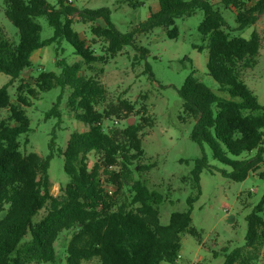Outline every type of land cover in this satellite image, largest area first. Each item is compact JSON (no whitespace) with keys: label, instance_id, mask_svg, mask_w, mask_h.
Returning <instances> with one entry per match:
<instances>
[{"label":"trees","instance_id":"obj_1","mask_svg":"<svg viewBox=\"0 0 264 264\" xmlns=\"http://www.w3.org/2000/svg\"><path fill=\"white\" fill-rule=\"evenodd\" d=\"M4 1L5 14L18 29L19 39L8 37L0 25V71L11 77L0 87V109L9 110L8 116L0 120V210L3 211L0 264L53 262L57 239L70 229L73 233L66 248L65 264H84L93 259L100 264L175 263L183 233L202 240L201 233L192 225L191 211L201 194V172L211 170L206 153L195 161L191 171L196 193L187 199L189 208L172 212L169 222L162 223L159 204L164 195L150 188L140 175L135 177L136 172L155 166L140 163L141 132L151 125L152 118L143 116V123H128L122 135L113 128L105 130L103 121L111 113L99 106L107 99V89L97 76L81 75L80 62L68 64L60 59L59 75L42 71L35 79L38 90H27L37 97L39 91L46 92L57 85L70 87L67 101L70 111L89 127L72 132L65 149L59 152L64 156V170L70 179L57 195L50 190L49 175L55 155L54 139L46 156L21 150L20 136L31 129L26 107L33 102L23 93H18L13 101L9 85L31 65L33 52L65 40L86 63L104 58L95 55L73 28L71 16L75 12H79L84 22L100 18L105 21V25H92L91 32L104 41L110 57L117 56L126 46H134L142 57L149 50L137 45L138 34L164 27L170 38H176V20L203 10L199 31L207 43L195 47L208 50V73L219 83L218 90L224 95L215 93L194 74L186 77L178 93L184 112L195 120L191 137L201 146L207 144L212 156L231 168L220 169L225 177L244 181L254 173L264 179V104L243 78L246 69L257 65L263 38L256 30L248 38L231 35L213 0H158L159 9L127 32L116 27L108 7L80 10L64 5L63 0L57 8L47 0ZM121 1L137 8L147 0ZM220 3L236 11L238 29L255 24L264 14V0H220ZM41 15H46L54 28L53 36L47 39L41 38L42 28L36 21ZM147 70L150 71L149 66ZM24 89L25 85L20 84L17 91ZM58 102L48 116L59 115ZM91 152L100 154L92 166L88 160ZM106 183L114 185L112 194L106 191ZM42 209L46 213L36 219ZM247 221L245 245L227 252L222 264H257L264 246V194Z\"/></svg>","mask_w":264,"mask_h":264},{"label":"rangeland","instance_id":"obj_2","mask_svg":"<svg viewBox=\"0 0 264 264\" xmlns=\"http://www.w3.org/2000/svg\"><path fill=\"white\" fill-rule=\"evenodd\" d=\"M47 1L56 8L60 6V0ZM213 1L224 17L225 29L231 35L248 38L254 30L262 35L258 63L255 67L246 69L243 78L264 104V14L259 16L255 24L238 29L236 11L224 7L220 0ZM63 4L80 10L108 7L112 21L121 32L132 30L138 23L146 20L151 12L159 9L158 0H147L137 8H132L121 0H63ZM5 6V1L0 0V25L8 37L18 41V29L6 16ZM71 17L74 19L73 28L79 32L95 55L104 58L101 61L86 63L65 40L33 52L31 65L9 85L13 101H16L18 93H23L33 102L31 106L26 107L31 119V129L20 136L21 150L26 154L37 152L46 156L51 151L49 144L54 139L52 147L55 155L50 163L49 175L50 190L53 195H57L70 179L64 170V156L59 152L65 149L72 132L85 131L89 127L76 119L70 111L67 104L70 87L62 88L57 85L49 91H39L37 97H32L27 90H38L35 79L42 71L59 75L62 71V67L58 65L60 59L68 64L80 62V74L86 77L97 76L107 89V99L99 106L107 108L111 113L103 121L105 130L113 128L122 135L129 122H141L143 116L152 118L151 125L145 126L141 132L143 155L140 163L155 166L143 172H136L135 177L140 175L147 180L150 188L157 189L164 195L159 204L162 223L169 222L172 212L189 208L187 199L196 193L191 171L195 161L206 153L211 170L204 169L201 172V194L191 211L192 225L201 233L202 240L199 241L189 233H183L177 261H162L161 264H222L227 252L245 245L247 216L264 194V179L254 173L249 174L244 181L225 177L220 169L231 168L215 159L207 144L201 146L191 137L195 120L184 112L183 100L178 93L186 77L194 74L215 93L224 95L218 90L219 83L208 73V50L195 47L207 43L199 31V25L204 18L203 10L199 9L191 16L176 20V38H170L164 27H156L148 34H138L137 45L149 50L148 54L142 57L134 46H126L117 56L110 57L106 54L104 41L91 32L92 25H105V21L100 18L84 22L79 12H75ZM36 21L41 25L42 39L53 36L54 28L46 15L37 17ZM10 78V75L0 71V87L8 83ZM20 84L25 85L23 91H17ZM55 102H58L56 110L59 115L48 116L47 113ZM8 114L7 108L0 109V120ZM99 157L100 154L91 152L88 155L90 166ZM45 213L46 209H42L35 218L39 219ZM2 214L3 211L0 210V216ZM72 233L73 229H70L60 234L55 243V261L39 264H65L66 248ZM224 247L228 250L225 251ZM256 262L264 264V246ZM84 264L100 263L98 259H93L85 261Z\"/></svg>","mask_w":264,"mask_h":264},{"label":"built area","instance_id":"obj_3","mask_svg":"<svg viewBox=\"0 0 264 264\" xmlns=\"http://www.w3.org/2000/svg\"><path fill=\"white\" fill-rule=\"evenodd\" d=\"M70 1H71V0H70ZM105 189H106V191H107L109 194H112L113 191H114V189H115V187H114V185H112V184H110V183H106V184H105Z\"/></svg>","mask_w":264,"mask_h":264},{"label":"crops","instance_id":"obj_4","mask_svg":"<svg viewBox=\"0 0 264 264\" xmlns=\"http://www.w3.org/2000/svg\"><path fill=\"white\" fill-rule=\"evenodd\" d=\"M255 91V90H254ZM256 93V92H255ZM257 94V93H256ZM257 96H258V94H257Z\"/></svg>","mask_w":264,"mask_h":264},{"label":"water","instance_id":"obj_5","mask_svg":"<svg viewBox=\"0 0 264 264\" xmlns=\"http://www.w3.org/2000/svg\"><path fill=\"white\" fill-rule=\"evenodd\" d=\"M129 124H131V122H129Z\"/></svg>","mask_w":264,"mask_h":264}]
</instances>
